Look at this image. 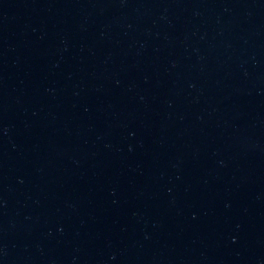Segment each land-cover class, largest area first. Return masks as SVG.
Returning <instances> with one entry per match:
<instances>
[{
  "label": "water",
  "instance_id": "1",
  "mask_svg": "<svg viewBox=\"0 0 264 264\" xmlns=\"http://www.w3.org/2000/svg\"><path fill=\"white\" fill-rule=\"evenodd\" d=\"M0 264H264V0H0Z\"/></svg>",
  "mask_w": 264,
  "mask_h": 264
}]
</instances>
